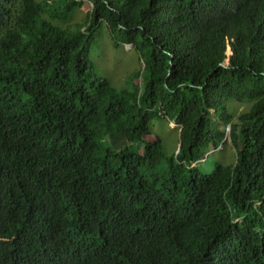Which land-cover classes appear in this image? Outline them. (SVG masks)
<instances>
[{"label": "trees", "instance_id": "trees-1", "mask_svg": "<svg viewBox=\"0 0 264 264\" xmlns=\"http://www.w3.org/2000/svg\"><path fill=\"white\" fill-rule=\"evenodd\" d=\"M85 1L86 29L44 16ZM51 5L0 0V264H264V0ZM100 22L139 52V86L97 73ZM229 99L250 103L235 121ZM155 117L179 146L146 175ZM225 127L234 161L201 172Z\"/></svg>", "mask_w": 264, "mask_h": 264}, {"label": "rangeland", "instance_id": "rangeland-1", "mask_svg": "<svg viewBox=\"0 0 264 264\" xmlns=\"http://www.w3.org/2000/svg\"><path fill=\"white\" fill-rule=\"evenodd\" d=\"M42 1V0H36ZM52 3L51 7L57 11L61 10V6L66 0H48ZM91 5L85 1L79 6H75L70 10L68 19L59 20L52 19V12L48 8V13L44 16L50 19L54 24L63 28H74L79 25L82 28L87 26L86 19L89 15ZM229 54L228 48L226 49ZM89 56L93 61L94 67L98 74L106 77L109 82L116 87L132 89L142 83L143 78V60L139 52L132 48L131 45L116 46L110 37L107 25L100 22L94 29V42L90 48ZM141 80V81H140ZM250 103L248 101H235L229 99L227 108L233 115L232 121L236 120L239 112L246 110ZM150 133L144 138L146 140L153 139L154 136L159 137L161 143V152L163 157L152 168L146 169V175L150 173H158L166 167V156L174 155L179 146V128L177 125L166 117H155L150 121ZM226 128V127H225ZM226 142L223 147L214 151H209L204 156V160L197 163L201 172H209L214 168L216 162L221 164H231L235 159V151L229 138V129H225Z\"/></svg>", "mask_w": 264, "mask_h": 264}, {"label": "bare ground", "instance_id": "bare-ground-1", "mask_svg": "<svg viewBox=\"0 0 264 264\" xmlns=\"http://www.w3.org/2000/svg\"><path fill=\"white\" fill-rule=\"evenodd\" d=\"M86 29V28H85ZM141 81V80H140ZM141 93V92H140ZM230 132V131H229Z\"/></svg>", "mask_w": 264, "mask_h": 264}]
</instances>
